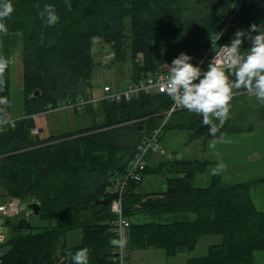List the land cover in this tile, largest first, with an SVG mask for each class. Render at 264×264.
Masks as SVG:
<instances>
[{"label": "trees", "instance_id": "obj_1", "mask_svg": "<svg viewBox=\"0 0 264 264\" xmlns=\"http://www.w3.org/2000/svg\"><path fill=\"white\" fill-rule=\"evenodd\" d=\"M240 1L70 0L72 10L68 11L65 0H11L14 12L5 21L9 32L0 37V57L9 61L0 90L8 104L0 115L10 113L11 37L18 34L25 118L0 134V197L27 205L37 202L41 206L37 218L43 225L32 224L24 231L17 229V218L7 222L12 234L5 245L4 264H72L69 253L84 247L91 250L89 264H112L111 180L126 171L137 147L162 125L173 102L167 94L156 93L142 94L131 102L104 101L99 107L104 117L100 124L59 137L32 135L34 116L68 100L91 97L95 40L112 52L110 65H131L130 81L168 74L181 52L195 64L210 48L211 36L221 34L219 45H224L238 29L248 30L253 23L264 26V0H243L225 28ZM45 4L54 5L59 16L53 27L39 16ZM250 46L245 39L242 51ZM247 95L239 90L230 110ZM257 114L264 119V106ZM164 129L192 131L195 139H215L242 128L225 121L212 136L202 117L182 111L173 114ZM207 166L206 161L177 160L147 168L144 177L168 175L166 192L136 194L131 188L139 184L130 186L124 201L127 219L137 213L152 218L195 216L185 223L131 225L130 251L162 249L172 257L179 249L194 252L205 237L220 236L222 243L212 245L208 256L195 263L255 264L256 254L264 252V213L257 209L251 189L264 184V179L228 184L215 175L210 186L195 187V177ZM74 231L81 232V240L69 246L67 236Z\"/></svg>", "mask_w": 264, "mask_h": 264}, {"label": "clouds", "instance_id": "obj_2", "mask_svg": "<svg viewBox=\"0 0 264 264\" xmlns=\"http://www.w3.org/2000/svg\"><path fill=\"white\" fill-rule=\"evenodd\" d=\"M65 4L67 10L71 11L70 0H65ZM35 7L40 8V5ZM13 12L11 0H0V37L8 34L9 28L5 21ZM39 16L47 27H53L59 22L56 8L51 4H45ZM219 39L220 35L211 36L214 56L208 62L207 70L191 63L193 58L181 52L169 65L166 83L160 89L166 92L175 108L186 109L201 116L202 124L208 127L212 136L229 118L231 101L239 94V90H245L264 106V30L253 23L248 30L238 29L227 44L218 45ZM245 39L251 46L242 51ZM8 63L7 59L0 57V90H3V75ZM7 104V97H0V114ZM224 167L223 164L218 165L214 174ZM110 243L123 247L127 242L113 239ZM90 251L84 247L74 254L69 253L72 264H89Z\"/></svg>", "mask_w": 264, "mask_h": 264}, {"label": "crops", "instance_id": "obj_3", "mask_svg": "<svg viewBox=\"0 0 264 264\" xmlns=\"http://www.w3.org/2000/svg\"><path fill=\"white\" fill-rule=\"evenodd\" d=\"M21 58L22 38L20 37V35L14 34L11 37V70L12 66H15V64L18 63V60H21ZM245 99L254 100L255 105H253L255 108V112L257 113L261 105L255 100L254 97H251L249 95H247ZM47 113L49 112L47 111ZM47 113L34 116L36 128L39 130V135H42V137L63 136L61 134L53 135L51 130L52 127L56 128L59 125V119L57 118L58 115H52L50 118L43 117ZM250 113L249 115L251 116L254 112ZM38 116H42L40 123L37 120ZM239 128H242L241 131L233 132L238 133L236 135L228 134L221 138L215 139H206L205 137H198L194 139L193 134H187L186 137L187 139H189L190 144L197 141H202V147L200 148L201 153L198 157H196L197 159H183L175 153L176 151L168 150V153L173 156V158L169 160L155 152L150 151L144 157L145 165L149 170H153L159 167L161 164L170 163L177 160L206 161L208 163L206 170L195 177V179L198 176L199 179H202L203 177L204 186H210L212 178L215 175H220L228 184L258 182L264 179V119L258 118V120L253 122V124L239 126ZM79 130L83 129H77L70 133H74ZM174 131V133H180L185 138L186 132L184 131L187 130ZM44 132H46V136L43 135ZM190 132L192 131H189V133ZM70 133H65V135ZM182 139L180 141L179 147L183 146ZM168 144L169 141H167V145ZM179 147H177V150L179 149ZM164 149L167 151L166 148ZM220 164H223L225 167L218 173L214 174V170ZM210 167L213 168L209 170ZM167 179L168 175L160 173H149L144 177L143 182L133 187V189L131 188V191L136 194L166 192ZM251 195L257 209L264 213V184L257 183L253 185L251 189ZM28 214V218L30 221V216L33 214L29 211ZM14 220L15 218H10L8 220L9 222H7L13 223ZM129 220L132 223V226L146 225L149 223L170 225L180 222H192L195 220V216L190 214H166L159 218H152L151 216H148L146 214L137 213L132 215ZM7 226L9 225L7 224ZM130 229L126 231V241L128 248H130ZM11 234L12 233L10 230V235ZM202 241L203 239L200 241L199 245ZM199 245L197 249L192 253H189L185 249H179L172 257L168 256L166 251L155 248L131 250L130 253L131 258H134V264H200L195 263V261L206 258L212 245H207L204 247V250L198 252V248L200 247Z\"/></svg>", "mask_w": 264, "mask_h": 264}, {"label": "rangeland", "instance_id": "obj_4", "mask_svg": "<svg viewBox=\"0 0 264 264\" xmlns=\"http://www.w3.org/2000/svg\"><path fill=\"white\" fill-rule=\"evenodd\" d=\"M264 30V26L261 27ZM101 41L96 39L94 42V58L96 62V68L93 74V82H92V90L91 97L94 100H103L105 98L104 88L109 86L112 88L114 92L123 91L126 85L131 80V65L118 63L114 65H110V61L112 59V52L110 49L102 47ZM11 76V103H10V113L9 116L13 120H21L23 118V100H24V92H23V61L18 60V63L15 66H12V70L10 73ZM254 100H243L242 102H238L231 108V112L229 113V118L226 121H229L231 124L235 126H246L253 124V122L257 121L259 118V114L255 112L254 108ZM101 103H99L98 107L89 113H76L73 110H62L49 112L45 114L43 117L50 118L52 115H58L59 119L58 127H52L53 135H65V133H70L77 129H87L93 127L94 125L99 124L103 121L104 117L101 114L99 107ZM92 109V108H91ZM182 112V111H181ZM178 112V113H181ZM185 114L196 115L194 113H190L187 110L183 111ZM250 112H254L251 116ZM251 114V113H250ZM195 117V116H194ZM196 117H201L197 116ZM42 116H38L37 120L40 123ZM217 123H219L217 121ZM174 130L165 131V129L161 132V146L169 151H176L175 153L179 155L180 158L183 159H197L201 153L200 148L202 147V141H197L192 144L189 143V139H187V134H193V132H186L185 138L180 133H174ZM236 135L238 133H232L230 135ZM46 136V132L43 133ZM184 138V139H182ZM183 141V146L179 147L180 141ZM195 139V138H194ZM167 141L169 144L167 145ZM177 147L179 149L177 150ZM169 150V151H168ZM213 167H210L211 170ZM195 187H207L204 186L203 177L199 179V176L193 182ZM16 219V218H15ZM30 222L34 227H38L43 225V223L34 215L30 216ZM18 220V218H17ZM11 226H6L2 235H3V250L6 252L8 247L5 245L9 241ZM81 240V232L74 231L68 234L67 243L69 246H75L80 243ZM222 243V237L220 236H209L203 238V241L199 245L198 252L204 250V247L207 245H219ZM131 264H134V258H131ZM255 264H264V252H260L256 254Z\"/></svg>", "mask_w": 264, "mask_h": 264}, {"label": "built area", "instance_id": "obj_5", "mask_svg": "<svg viewBox=\"0 0 264 264\" xmlns=\"http://www.w3.org/2000/svg\"><path fill=\"white\" fill-rule=\"evenodd\" d=\"M243 0L236 7L234 16H232L225 28L229 26V23L234 19L235 15L239 12ZM221 35V34H220ZM219 45V40L217 41ZM214 51L212 46L204 52V54L196 61L195 65H199L203 70H207L208 62L213 58ZM203 61V63H200ZM166 73L157 74L154 77L143 79L135 82L130 81L127 87L123 91L114 92L111 87L106 86L104 88L105 98L103 100H94L92 97L83 98L76 101H66L59 104L54 108H49L48 112L73 110L83 112L90 108L96 109L99 103L107 102H131L138 98L142 94H166L160 89L166 83ZM186 109L175 108L172 105L171 109L164 114V121L160 127L148 134L141 144L137 147L136 152L125 172L116 175L112 180L109 187V193L114 196L110 205L111 213L113 214V221L111 222L112 230L115 235V239H123L126 241V231L131 228L132 223L126 218L124 214V201L127 196V192L132 184H140L144 180V172L147 166L144 162L145 155L152 151L164 158L171 160L173 156L169 154L160 144L161 132L164 130V126L167 124L171 116L180 111ZM47 113V111L45 112ZM23 117L22 119H24ZM34 118V117H33ZM20 120H13L9 114L0 115V134L4 133L7 129L15 127ZM39 130L35 128L32 130V135L37 136ZM3 199L0 197V264H4L5 252L3 250V231L7 226V221L10 218H18L20 213L27 208V204L22 203L18 199L7 200L3 203ZM127 242V241H126ZM110 260L112 264H131V253L126 243L125 246H113L110 251Z\"/></svg>", "mask_w": 264, "mask_h": 264}, {"label": "water", "instance_id": "obj_6", "mask_svg": "<svg viewBox=\"0 0 264 264\" xmlns=\"http://www.w3.org/2000/svg\"><path fill=\"white\" fill-rule=\"evenodd\" d=\"M39 95H40V93L36 92L34 96L38 97ZM141 130H143V128H141ZM0 192H1V189H0ZM2 201H3V203L7 202V200L5 198ZM28 211L30 213H32L35 217H39L41 214V206L37 202L30 203L27 205L26 210L22 211L18 217V220H17V229L18 230L27 231V230L31 229L32 224L28 218L29 217Z\"/></svg>", "mask_w": 264, "mask_h": 264}, {"label": "bare ground", "instance_id": "obj_7", "mask_svg": "<svg viewBox=\"0 0 264 264\" xmlns=\"http://www.w3.org/2000/svg\"><path fill=\"white\" fill-rule=\"evenodd\" d=\"M31 220V219H30ZM9 222V221H8Z\"/></svg>", "mask_w": 264, "mask_h": 264}]
</instances>
